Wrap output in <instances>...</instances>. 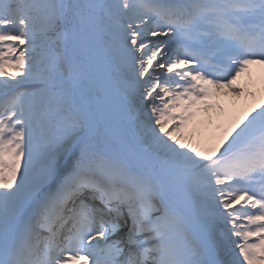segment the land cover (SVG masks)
Segmentation results:
<instances>
[{
	"label": "snow or ice",
	"instance_id": "obj_1",
	"mask_svg": "<svg viewBox=\"0 0 264 264\" xmlns=\"http://www.w3.org/2000/svg\"><path fill=\"white\" fill-rule=\"evenodd\" d=\"M252 66L264 0H0V264H264Z\"/></svg>",
	"mask_w": 264,
	"mask_h": 264
},
{
	"label": "rangeland",
	"instance_id": "obj_2",
	"mask_svg": "<svg viewBox=\"0 0 264 264\" xmlns=\"http://www.w3.org/2000/svg\"><path fill=\"white\" fill-rule=\"evenodd\" d=\"M256 67V72L254 73L252 69H250V75L253 81H255L254 85H247L246 90L253 93V95L249 96L246 100H240L238 104L231 103V97H228L227 99H224L223 107L228 114H238L241 111H246L245 107L249 104H256L261 101L262 98H264V68H260L259 66ZM244 77L249 78V73H246ZM246 81V82H247ZM246 82L244 85H242L241 80L239 83L242 86L246 85ZM223 99V98H222ZM249 109V108H248ZM216 112H219V109L215 110ZM225 121H221V123H224Z\"/></svg>",
	"mask_w": 264,
	"mask_h": 264
}]
</instances>
